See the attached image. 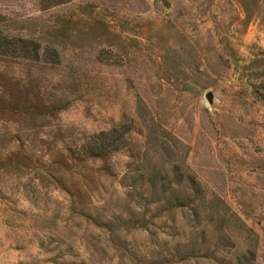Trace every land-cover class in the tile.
<instances>
[{
  "label": "rangeland",
  "instance_id": "374dc122",
  "mask_svg": "<svg viewBox=\"0 0 264 264\" xmlns=\"http://www.w3.org/2000/svg\"><path fill=\"white\" fill-rule=\"evenodd\" d=\"M0 264H264V0H0Z\"/></svg>",
  "mask_w": 264,
  "mask_h": 264
},
{
  "label": "trees",
  "instance_id": "16d2710c",
  "mask_svg": "<svg viewBox=\"0 0 264 264\" xmlns=\"http://www.w3.org/2000/svg\"><path fill=\"white\" fill-rule=\"evenodd\" d=\"M34 44V43H32ZM121 128L118 127V128H114L113 130L109 131V132H105V133H102L100 135V138H103L105 141H107L108 139L110 140H113V142H115L116 140H120L123 138L124 134H125V131H121L120 130ZM116 138V140L114 139ZM107 144H105L104 146H106ZM105 148H108L106 149V152H109V150H112V147L111 145H107ZM103 154H106L104 151H103Z\"/></svg>",
  "mask_w": 264,
  "mask_h": 264
},
{
  "label": "water",
  "instance_id": "95a60500",
  "mask_svg": "<svg viewBox=\"0 0 264 264\" xmlns=\"http://www.w3.org/2000/svg\"><path fill=\"white\" fill-rule=\"evenodd\" d=\"M206 99L210 104H213L214 102V97H213V93L212 92H208L206 95Z\"/></svg>",
  "mask_w": 264,
  "mask_h": 264
}]
</instances>
